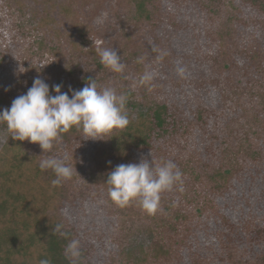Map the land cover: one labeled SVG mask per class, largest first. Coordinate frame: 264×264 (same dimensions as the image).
<instances>
[{"label":"trees","instance_id":"trees-1","mask_svg":"<svg viewBox=\"0 0 264 264\" xmlns=\"http://www.w3.org/2000/svg\"><path fill=\"white\" fill-rule=\"evenodd\" d=\"M125 1L114 2L125 9L118 25L127 39L154 34L149 27L158 33L151 54L130 52L141 48L133 39L115 48L126 64L119 74L100 63L92 39L113 1L83 0L75 30L65 33L53 16L62 2L0 0V34L11 33V43H0V111L38 75L72 80L63 92L95 78L128 94L130 119L102 140H85L74 127L43 157L39 144L13 140L0 124V264H70L71 239L80 242L77 264H264V0ZM20 59L32 77L14 96L1 80ZM37 61L50 64L38 73ZM146 70L156 73L151 90L133 89ZM64 155L77 173L53 186L55 173L39 161ZM142 158L170 159L183 173V191L161 193L155 215L135 201L119 207L105 183L117 165ZM57 224L67 238L53 234Z\"/></svg>","mask_w":264,"mask_h":264},{"label":"clouds","instance_id":"clouds-1","mask_svg":"<svg viewBox=\"0 0 264 264\" xmlns=\"http://www.w3.org/2000/svg\"><path fill=\"white\" fill-rule=\"evenodd\" d=\"M94 44L100 63L112 72L122 74L126 64L118 51L101 47L100 41H94ZM163 55L161 53L158 59H162ZM143 59L138 57L137 62L142 63ZM36 63V67H31L38 73L50 64L46 61ZM26 71L22 65L18 68V74ZM177 72L183 76L185 69L178 67ZM155 76L154 71L146 70L133 83V89L140 85L151 90ZM52 91L55 95L51 94ZM69 92H63L61 84L51 85L50 91L49 84L38 75L26 94L17 96L9 108L0 111V124L6 125V131L13 140L39 144L42 157L62 140V134L74 127L82 132L85 140H102L114 130H123L129 125L128 94L118 93L113 87H101L95 78H88L85 86L79 90L69 87ZM39 168L41 171L51 169L55 173L56 178L51 181L53 186L61 185L62 181L77 173L76 165H71L67 155L42 158ZM182 176L181 170L170 159L157 162L152 158L150 162L142 158L139 163L117 165L107 174L105 183L109 186V198L119 207H126L135 201L148 215H155L162 211L161 193L173 188L183 191ZM62 228V224H57L52 230L53 234L58 232L67 238L68 234ZM65 255L70 264H77L81 256L78 239L70 240ZM39 264H51V260L41 259Z\"/></svg>","mask_w":264,"mask_h":264},{"label":"rangeland","instance_id":"rangeland-1","mask_svg":"<svg viewBox=\"0 0 264 264\" xmlns=\"http://www.w3.org/2000/svg\"><path fill=\"white\" fill-rule=\"evenodd\" d=\"M32 1H35V0H23V2L25 4H29V5H32L33 2ZM49 1V0H48ZM100 1L102 2L101 4L103 3H109V2H112L113 1V4H115V8L114 10H111V11H107V18L103 19V23H99L97 24V28L98 30L95 31L96 34H93L92 35V39L94 41H100V44L103 43V46L105 48H116L117 50L119 49L120 50V47H122V45L124 43H127L129 41H131L133 39V42H130V43H134V44H139L141 46V48L139 49H136L134 48V46L130 47V52H141V50H143L144 52L146 50H149L147 52H151V44L154 45L155 42L153 41L154 40V36L153 35H157L158 33V29H152V28H148V30L151 32H153L154 34H149L148 36H146V33H145V36H141V32L139 34H136L135 33L127 39V36H125V32L122 31V26L121 25H118L120 21L119 18H121V15L120 14H123L122 12H125V9L124 10H119V5L117 4L116 5V0H98L99 4H100ZM53 2H57V3H63L65 4L62 8L63 9V12H60L61 8H58V6L56 7L55 9V12L53 13V16L56 17V24L58 25V27L62 28V30L67 33L68 30H75L73 29L75 26V22L77 21L76 18H78L79 16H81V10L82 8L80 9V3L83 2V0H53ZM121 2V5L123 4H126V1L125 0H120ZM38 3V2H37ZM95 3V2H93ZM96 4H98L96 2ZM157 4V3H156ZM92 5V6H91ZM90 6L87 5V6H84L83 9H88V8H93V5L94 4H91ZM12 9H16L18 10L19 7H16L15 5H11ZM99 5H97L98 7ZM103 6V5H101ZM158 6V5H157ZM40 7H42V4H40ZM96 7V5H95ZM153 8V7H152ZM155 8V6H154ZM153 8V10H154ZM95 9V8H94ZM93 9V10H94ZM46 10H50V8H46ZM108 12L112 13V14H109ZM113 12H116L117 15H113ZM155 12L157 13V10H155ZM94 13L95 12H92L91 13V16H92V19L94 18ZM115 13V14H116ZM158 14V13H157ZM70 15H75L74 19H73V16L71 17ZM157 16H155L156 18ZM162 19V16H160L158 18V20L160 21ZM7 25H3L1 27V30L5 29ZM74 26V27H73ZM8 30V29H7ZM6 30V31H7ZM147 30V29H146ZM8 32V33H7ZM7 32H4L2 34H0V43L3 45L6 43H9L10 42V39L8 37H10L11 33L9 32V30ZM10 34V35H9ZM134 35H135V38H134ZM147 37H150V39H148ZM152 37V38H151ZM59 41V40H58ZM105 41V42H104ZM60 43L63 42L65 43L64 39H60L59 41ZM11 43V42H10ZM22 52V51H21ZM141 54V53H140ZM139 54V55H140ZM151 54V53H150ZM155 54V52L153 53ZM153 54L151 56H153ZM125 56H127V53H125ZM141 57V55H140ZM153 58V57H151ZM19 62L17 64H15V62L11 63L8 67L5 68L4 70V75H3V78L1 80V82H3V86L5 87L4 91H7L9 92L10 94L16 96L15 94H17L19 92V89L22 85H27L28 83V80L31 79V71L28 69L27 65L24 64L22 62V59L18 60ZM23 66L25 69H27L26 72L24 73H19L18 74V68L20 66ZM53 80V79H52ZM47 81V80H46ZM68 81V82H67ZM49 82V83H48ZM46 83L49 84L50 88H51V85H54V81L51 82L48 81ZM71 83L73 82L72 80H69L68 78H64L63 79V83H65V85H62V88L64 86H66V84L68 83ZM32 86V84L30 85V87ZM26 94V92L24 93ZM210 127L208 126H205V128L203 129V134L204 136H206L207 134H210L212 133L214 130V126L213 124H210L209 125ZM208 132V133H207ZM70 210V211H69ZM68 211L71 212L72 209L71 207H68ZM80 221H83V220H80Z\"/></svg>","mask_w":264,"mask_h":264}]
</instances>
